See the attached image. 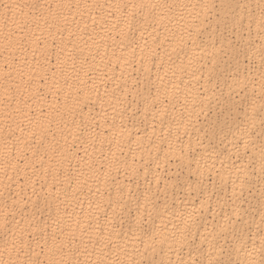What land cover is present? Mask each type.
<instances>
[{
  "label": "bare ground",
  "instance_id": "bare-ground-1",
  "mask_svg": "<svg viewBox=\"0 0 264 264\" xmlns=\"http://www.w3.org/2000/svg\"><path fill=\"white\" fill-rule=\"evenodd\" d=\"M225 2L0 0V14L20 5L0 18V236L17 230L12 211L19 221L23 208L25 240L51 246L55 236L56 259L206 264L205 238L247 179L250 229L232 260L258 264L264 129L259 120L250 126L241 106L262 103L264 0H230L249 43L239 65L221 35ZM33 3L40 9L25 7ZM140 3L127 9L131 31L117 24L123 5ZM245 78L241 91L235 81ZM138 213L164 241L143 255ZM28 251L37 258L35 243ZM27 259L0 243V264Z\"/></svg>",
  "mask_w": 264,
  "mask_h": 264
},
{
  "label": "snow or ice",
  "instance_id": "snow-or-ice-1",
  "mask_svg": "<svg viewBox=\"0 0 264 264\" xmlns=\"http://www.w3.org/2000/svg\"><path fill=\"white\" fill-rule=\"evenodd\" d=\"M64 7L71 8L72 5H63ZM96 7L103 8V5H94ZM215 6V5H213ZM13 7L19 8V4L15 5H3L4 12L0 14V18L3 16H7L8 12L12 10ZM25 7H29L30 9H40L39 3L27 4ZM60 7V5H58ZM119 9L120 6H116ZM141 8L143 9L146 7L143 3L140 4H125L123 8L125 10V15L121 16L117 20V24L122 23L125 28L129 31L133 28V24L131 21L130 13H127L128 8ZM154 7V6H153ZM207 7V5H205ZM221 7L225 11V15L221 17L220 24L223 27V33L221 34L225 40H227L228 46L233 53V59L236 60L237 65H239V58L244 56L247 59V52L249 49V43L247 42L244 36V26H243V17H238L234 14L233 5L230 0H226ZM236 7L244 8L246 7L244 4H237ZM44 22L47 24L48 20L43 14L40 17ZM13 23L16 22L15 14L12 17ZM7 22V21H5ZM116 27V25H113ZM248 27H251V22L249 23ZM260 27L264 29V7L261 8L260 14ZM231 36L232 39H229L228 36ZM223 51V48L221 49ZM227 54V53H225ZM261 59L264 61V49L261 50ZM235 84L237 87L243 91L248 84L246 83V78L244 80H236ZM261 100L262 103L257 109L255 103H252L248 106L245 110L241 106V110L244 111V116L246 120L249 122L250 126L254 127L257 120H259L260 127L264 129V63H262V93H261ZM248 145L245 144V149H247ZM261 184L262 187L260 189V203H261V216H260V224L257 225L261 233L260 238V255L261 260L258 264H264V144L261 145ZM243 171V169H240ZM247 179L241 180L240 182V192L237 193L235 189H233L231 203L229 207L232 209L231 213H226L223 217L224 223L219 226L218 231L214 230L208 238L206 239L207 243V261L206 264H239L238 261L232 260V253L233 251H239L241 248L246 247V236L247 233L245 229H250V224L245 222V216L248 215V210L242 207V203L244 201V188L246 187ZM199 186V181L197 182ZM249 191H251L249 189ZM18 201H13V205H17ZM3 207L8 208L7 201L3 202ZM20 220H16V210L13 209L12 211V220L17 225L16 231H11V235H9V231H4L3 235L0 236V243L3 245L11 244V247L18 252L22 251L26 256H29V259L23 261V264H80L79 260H66V259H56V255L59 252L63 251V245L57 247L56 245V238L55 236L52 237V245L49 246L48 239L42 237H34L31 241L25 240V233L31 236L32 233L28 231L31 228V220L28 219L27 214L23 208H19ZM4 224H7V212H4ZM148 216L151 215L150 212L147 213ZM137 231L142 234L141 237H137L140 239V243L144 245L143 252L140 253L143 255L147 253L149 249L155 250L156 243H163L164 241H158L156 235L153 234L151 228L147 227V221L143 220L141 215L138 213L137 215ZM21 221H24L23 225H21ZM250 239V236L247 237ZM41 239H43V243H41ZM172 239L175 240V233L172 235ZM184 240H187V237H184ZM35 243V247L39 249V251L35 252V256L37 258H31L32 253L28 250L32 249V245ZM190 247L193 250L199 252L201 255L204 254L203 244L196 246L194 242L190 243ZM44 254L46 256L45 261H41L38 257ZM96 264H106L105 261L97 260ZM112 264H128L127 261L121 262L119 260L112 261ZM135 264V262H132ZM147 264H152L151 261H147ZM178 264H205L204 260L196 261V260H189V261H179ZM245 264H257L255 260H247Z\"/></svg>",
  "mask_w": 264,
  "mask_h": 264
}]
</instances>
